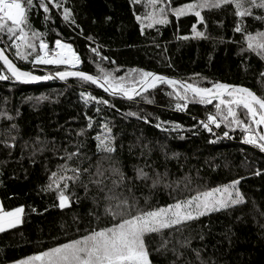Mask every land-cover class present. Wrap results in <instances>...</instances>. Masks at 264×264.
Instances as JSON below:
<instances>
[{"label":"snow or ice","instance_id":"1","mask_svg":"<svg viewBox=\"0 0 264 264\" xmlns=\"http://www.w3.org/2000/svg\"><path fill=\"white\" fill-rule=\"evenodd\" d=\"M128 2L141 35L146 30L159 31L158 26L169 25L172 22L170 16L177 21V31L181 18L194 17L190 35L176 36L177 40L184 41L218 39L207 33V22L202 13L232 6L237 18L233 35L240 34L241 40L233 38L227 42L240 45L239 55L243 57L241 67L245 73L249 71L248 61L253 56L261 63V70L256 74L261 92L242 84L211 80L201 73L180 78L132 67L119 74L122 67L103 54L100 44H90L88 47L89 62L95 65L96 73L90 74L81 70L84 61L73 44L57 38L54 47H50L45 39L47 31L36 29L30 21L33 10L37 15L42 10L43 24L47 28L50 22L54 23L52 12L56 10L64 23L79 29L78 35H82L83 29L77 24L73 9L67 6L69 0H0V45H3L0 46V81L32 84L57 79L67 82L73 78L82 89L78 95L85 108L83 117L86 126L76 131L75 135L85 139H77L75 144L69 141L64 147L55 138L48 140L37 136L34 141L33 157L37 153L51 151L62 161L54 171H50L47 182L39 187V191L54 194L57 201L54 206L61 210L82 200H90L95 209L89 210L91 220L83 227V222L73 217L75 228L71 237L65 231L63 240L54 237L57 242L52 246L15 260L13 264H157L152 259L153 255L166 256L169 252L173 259L168 264H217L213 257L205 258L203 255L206 245L192 246L196 237L191 233L185 235V231L204 217L235 211L248 202L240 189L245 177L213 184L210 176L202 174L201 167L188 166L187 157L181 164L180 152L173 151L167 143L158 139H148L143 132L135 137L134 142L127 144L128 160H125V145L118 144V136L113 131L115 123L105 113L106 110H114L123 119L135 118L162 133H176L181 140L185 139L180 135L182 132L191 131L192 135H198L203 130L215 137L208 139V144H216L221 139L231 140V134L239 130L242 144L264 154V29L250 31L245 21V18L251 17L264 23V15L256 14V10L264 12V0H189L175 6L173 0ZM138 5L150 10L138 13ZM110 19L106 17V20ZM198 25H202L204 30H198ZM56 34L59 37V32ZM85 39L95 43L92 36ZM219 39L225 42L222 37ZM155 47L159 48L160 45L155 44ZM163 51L166 52L167 48ZM163 59L167 67L173 68L170 58ZM18 61L31 64L33 68L54 66L55 70L37 75L34 71L23 70L18 66ZM105 62L116 66L106 68ZM88 86H95L111 99L84 90ZM157 90L170 98L169 107L176 112H187L190 104L211 105L214 110L206 112L204 119L192 116L196 123L191 129H185L178 122L162 120L142 108L122 111L114 103L119 99L129 104L139 105L142 102L153 105L155 101L150 92ZM35 99L40 101L47 97ZM89 106L94 108L93 115L88 114ZM0 118L13 119L6 112H0ZM94 128L99 129L91 137L95 141V152L89 154L84 149L87 134ZM220 129L223 130L216 131ZM13 130L18 131L16 124L7 130L9 138L2 141L7 148L15 147L17 137L10 135ZM69 147L74 150L69 151ZM74 160L75 164L72 163ZM173 160L177 161L175 172L168 166ZM204 164L213 172L220 168L211 160H205ZM253 174L260 176L262 172L257 168ZM77 189L83 191V196L77 194ZM162 198L170 202L161 204ZM255 210L264 217V212L258 208ZM31 211L35 213L37 209L33 207ZM24 216V205L6 208L0 202V233L17 228L24 222ZM260 227L264 228V224ZM204 239L201 231L199 240ZM38 243L42 245L43 241ZM186 252H190L194 260L186 258Z\"/></svg>","mask_w":264,"mask_h":264},{"label":"trees","instance_id":"2","mask_svg":"<svg viewBox=\"0 0 264 264\" xmlns=\"http://www.w3.org/2000/svg\"><path fill=\"white\" fill-rule=\"evenodd\" d=\"M184 2H189V0H173L174 6ZM67 6L73 9L76 22L83 29L82 35H78L79 29H74V26L64 23L56 10L52 12L54 23L50 22L47 28L43 24L42 10L39 15L33 10L30 14V21L36 29L47 31L45 39L50 47H54V41L57 38L73 44L74 49L84 61L81 70L90 74L96 73L95 65L89 62L88 47L90 44L91 46L100 44L103 46V54L115 60L116 65L122 67L119 74H123V71L132 67L180 78H186L192 73H201L211 80L242 84L258 93L261 92L256 80V74L262 67L261 63L253 56L248 61L249 71L245 73L241 67L243 57L239 55L240 45L227 42L233 38L237 41L241 40L240 34L233 35L232 29L237 18L233 14L232 6L205 10L202 13L207 22V33L218 39L197 38L186 41L177 40L176 36L190 35L191 24L195 22L194 17L191 16L179 20V31H177L176 19L170 16L172 22L169 25L158 26L159 31L146 30L145 34L141 35L128 0H69ZM149 10L139 5L136 6L138 13ZM256 14L264 15V12L256 10ZM106 17H111V19L106 20ZM245 21L250 31L264 29V23L255 21L251 17L245 18ZM198 30H204L203 26L198 25ZM57 32L60 34L59 37ZM86 36L94 37L95 43L87 41ZM221 37L225 42H221L219 39ZM155 44L160 47H155ZM165 48H167L166 52L163 51ZM164 57L170 58L173 68L166 66ZM158 61L161 62L158 63ZM17 63L23 70L34 71L37 75L55 70L54 66L33 68L31 64L19 61ZM116 65L104 63L106 68H113ZM81 90L78 82L73 78L67 82L51 80L32 84L0 81V112H6L13 117L12 120L0 118V193L3 195L10 192L22 194L19 191L24 189L27 195L16 205L25 206L24 222L15 229L0 233V264L12 263L42 248L52 246L57 242L53 238L63 240L65 231L71 237L75 228L74 216L83 222L81 227L91 220L88 212L89 210L95 211V209L90 200H82L79 204L73 203L70 208L61 210L54 206L57 203L54 194L39 191V187L47 182L50 171H54L56 165L62 161L51 151L32 156V148L37 136L48 140L55 138L61 147L67 146L69 141L75 144L77 139H85L84 137L77 138L75 135L76 131L86 126L83 117L85 108L78 95ZM84 90L92 91L96 96L111 99L95 86H88ZM41 96L47 99L40 101L35 99ZM150 96L155 101L153 105L142 102L139 105L129 104L119 99H116L114 103L122 111H127L129 108L138 111L142 108L145 112H152L162 120L178 122L185 129H191L196 123L191 118L192 116L204 119L206 112L214 110L211 105L190 104L187 112H176L169 107L170 98L163 92L159 90L150 92ZM29 97L33 99L29 100ZM87 110L89 115L94 114L93 107L89 106ZM105 114L115 123L113 131L118 136V144L125 145L123 156L125 160H128L127 144L134 142L135 137L143 132L148 139H158L167 143L173 151L180 152L179 162L181 164L187 157L188 166L201 167L202 174L210 176L213 184L243 176L250 183L262 185L264 154L251 146L242 144L239 130L231 134L233 136L231 140L221 139L216 144H208L207 140L215 139V137L203 130L198 135H192L191 131L182 132L180 135H183L185 139L181 140L176 133L171 135L162 133L135 118L123 119L114 110H106ZM12 124L18 126V131L13 130L10 135L17 138L15 147L7 148L2 141L9 138L7 130ZM98 130L94 128L87 134L84 151L89 154L95 152V141L91 137ZM25 142H27V147H25ZM68 150L73 151L74 148L69 147ZM205 160H211L213 164L220 165V168L215 172L211 171L204 164ZM72 163L75 164L76 161ZM225 164L228 165L227 168L224 167ZM168 166L175 172L177 161H170ZM257 168L262 172V175L258 177L253 174ZM185 171H187V166ZM77 194L83 196V191L77 189ZM247 201L246 205L240 206L235 211L215 213L192 224L185 231V235L191 233L196 237L192 246L204 247L206 245L203 255L205 258L213 257L217 264H264V228L260 227L264 224V217H261L255 210L258 208L264 212V193L247 197ZM166 202L170 201L163 198L160 200L161 204ZM253 202H255V208ZM33 207L37 209L35 213L31 211ZM204 225L208 227H203ZM201 231L205 236L204 241L199 240ZM40 241H43L42 245L38 243ZM185 255L186 258L194 260L190 252H186ZM152 259L157 264H168L173 257L169 252L166 256L154 254Z\"/></svg>","mask_w":264,"mask_h":264},{"label":"rangeland","instance_id":"3","mask_svg":"<svg viewBox=\"0 0 264 264\" xmlns=\"http://www.w3.org/2000/svg\"><path fill=\"white\" fill-rule=\"evenodd\" d=\"M262 180V185H260L261 187L253 182L250 183L247 179L241 181L240 189L245 194L246 198L264 193V175L262 176ZM19 192H22V194L10 192L8 194L3 195L2 193H0V202H2L6 208L13 206L16 207L17 204H19L23 199L27 197V195H25L26 193L24 192V189H21V191Z\"/></svg>","mask_w":264,"mask_h":264},{"label":"water","instance_id":"4","mask_svg":"<svg viewBox=\"0 0 264 264\" xmlns=\"http://www.w3.org/2000/svg\"><path fill=\"white\" fill-rule=\"evenodd\" d=\"M58 80V79H57ZM51 81V80H50ZM42 82H47V81H42Z\"/></svg>","mask_w":264,"mask_h":264},{"label":"crops","instance_id":"5","mask_svg":"<svg viewBox=\"0 0 264 264\" xmlns=\"http://www.w3.org/2000/svg\"><path fill=\"white\" fill-rule=\"evenodd\" d=\"M8 264H13V262L12 263H8Z\"/></svg>","mask_w":264,"mask_h":264}]
</instances>
